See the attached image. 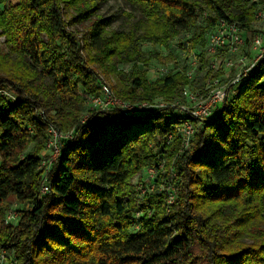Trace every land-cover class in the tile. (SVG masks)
<instances>
[{"label":"trees","instance_id":"trees-1","mask_svg":"<svg viewBox=\"0 0 264 264\" xmlns=\"http://www.w3.org/2000/svg\"><path fill=\"white\" fill-rule=\"evenodd\" d=\"M144 1L151 9L163 7L156 14L164 19L159 31L165 28L166 39L196 25L205 7L214 13L207 16L209 26L225 19L253 33L264 9L257 2L248 8L247 0ZM100 9V0H18L0 12L11 53L0 52V91L16 98L0 95V211L11 199L31 206L19 212L17 227L1 226L0 255L13 254L14 264H264V59L230 87L218 112L191 119L202 127L184 151L176 129L190 118L173 108L136 117L94 110L82 123L86 102L80 93L93 98L102 90L93 65L143 57L138 49L127 51L122 43L128 39L107 35L115 19ZM149 39L163 40L156 33ZM199 57L203 65L210 61ZM132 74L130 85L115 91L131 103L173 101L190 84L182 72L151 85L145 72ZM165 118L164 127H154ZM76 123L43 195L38 150L49 139L48 128ZM165 134L174 135L172 146L165 139L161 154L153 156L149 144ZM32 143L38 150L26 154ZM165 157L166 172L173 169L181 180L173 204L166 173L152 195L137 196L129 186L133 173L156 163L159 169ZM134 212L141 213L137 221Z\"/></svg>","mask_w":264,"mask_h":264},{"label":"rangeland","instance_id":"rangeland-1","mask_svg":"<svg viewBox=\"0 0 264 264\" xmlns=\"http://www.w3.org/2000/svg\"><path fill=\"white\" fill-rule=\"evenodd\" d=\"M133 7L129 6L128 3L124 0H100V14L109 18L113 17L115 20L111 27L107 29V35H118L123 38L128 39V42H123L122 44L125 45V48L127 51H130L129 53H134L136 49L140 51V53L143 54L142 60L140 61H131L130 63L123 62L119 60V57H113L111 61L108 62L107 66H99V65H93V67L98 72V79L100 80L99 86L102 87V90L99 91V95H102L103 86H107L111 92L115 94V91L122 90L123 88H126L130 85L133 74V70H139L140 72H145V76L147 79V82L149 85L154 84L162 80L168 75L176 74L182 72L186 75L187 66L189 63V60L192 56H205L206 57V41L208 38V35L212 32V29L214 26H209L207 22V16L209 14L214 15L211 9L208 7H205L203 11L202 17L199 18V22L191 26L185 31L178 32L176 34L168 35L169 39H166V30L165 28H161L159 31V27L164 25V19L162 16H159V14L156 12H161L162 6H156L155 8L151 9L147 6V3L144 0H130ZM18 0H6L4 4H0V12L3 11L4 8H10V5L17 4ZM257 2L259 5V8H264L262 4H260V0H247V7H252L253 3ZM148 9H151L149 11ZM254 29L256 32L253 33H246L244 36L246 38V43L244 47L242 48L243 53L242 55H236L232 56L231 59H233L234 62H236L235 67L228 69L223 64L221 67L217 70V72H213L210 69V63L211 59L209 58V63H205L203 65L202 61V69H198L196 71L194 77L189 79L190 84L184 88L180 96L178 98H175L173 101H168V99L164 97H155L153 98V102H165V103H172L176 101H182L185 100V92L191 91V92H203L207 86L212 84L213 78H226L225 75L230 72V76L235 77L236 74L240 72V68L236 67L239 66V60L242 57H247V65L251 61H253L257 53L252 50V43L256 36L258 35H264V23L258 20L255 16V19L252 23ZM85 27H78L77 29L81 31V33L84 31ZM164 32V33H163ZM152 33L161 34L162 39L161 41H152L149 39V36ZM81 36V34H80ZM165 38V39H164ZM43 40L47 41V38L44 36ZM0 52L6 53L11 55V53H8L7 44H6V36L2 33L0 30ZM244 55V56H243ZM15 57V56H14ZM10 57L11 60H14L16 62V69L19 68L18 64V57L16 56ZM221 62H224L223 60L226 59V56H223L221 58ZM148 64H146V63ZM108 66H114L115 70L119 69L121 72L113 71L111 72L108 69ZM165 68L167 70V74H159L158 69ZM246 69V67H243ZM155 69V72L154 70ZM152 70V71H151ZM209 70L208 76H210L209 79L205 78L207 71ZM248 75V74H247ZM246 75V76H247ZM243 78V77H242ZM225 82V81H223ZM264 83V78H263ZM209 84V85H208ZM239 84L238 82L236 85ZM12 92V91H11ZM116 95V94H115ZM80 96L85 100L86 104L84 107L81 108L83 112L82 119H85L90 111H94L93 102H91V96H89L86 93L81 92ZM118 97V96H117ZM119 99L123 100L122 98L118 97ZM126 102V101H125ZM131 103V102H129ZM171 108V107H168ZM175 109V108H173ZM174 114V113H173ZM179 113L176 112L175 115H178ZM168 119H163V121L154 122V127L162 126L167 122ZM86 121H82L84 123ZM77 123L73 127H68L67 130H62L57 127H49L47 131V136L50 137V131L51 129H55L59 134H61V138L59 137L58 140L60 141L61 146L66 145V142L68 138L70 137V134L74 132L76 129ZM195 128L198 130L202 127L201 123L194 122ZM66 129V128H65ZM165 135H157L152 143L149 144L148 149L151 150L150 152L153 154V156H159L161 154V145L163 146L164 141L166 139ZM49 140V139H48ZM48 140L45 143L44 147L38 150V146L35 143H32L27 148L26 154H30L32 152H35L38 150V154L41 158H49V156H54L53 150L49 149L47 144ZM169 146H172L171 144ZM52 149H54L52 147ZM181 151L182 147H181ZM182 153V152H181ZM158 161V159H157ZM156 161V162H157ZM155 162V163H156ZM160 173L161 174H167L170 178V184L172 183L173 187V194L174 199L176 196L177 186H180L181 180L178 178L176 172L171 169L170 173L166 172L169 166V161L165 157L164 160L160 161ZM157 164V163H156ZM156 164H150L145 167H142L139 171L133 173L132 177L129 181V186L131 189L136 193V195H140L142 193L141 189H147L145 193H150L152 195L157 188L156 182H152L150 178L146 175V172L149 169H155ZM42 176H43V172ZM166 177V176H165ZM164 177V178H165ZM163 178L162 183L165 182V179ZM43 179H42V185H43ZM42 185H41V194H42ZM143 185L146 186L143 188ZM163 186H161L159 189H161ZM171 192V190H170ZM47 195V194H46ZM31 209L30 204H22L19 203L15 199H11L8 204L4 207H2V210L0 211V228L2 225L5 226H12L8 223V216L11 212H19L21 210L28 211ZM135 224L131 223V226L129 228L130 233L135 232ZM14 227V226H12ZM12 264V263H11ZM14 264V262H13Z\"/></svg>","mask_w":264,"mask_h":264},{"label":"built area","instance_id":"built-area-1","mask_svg":"<svg viewBox=\"0 0 264 264\" xmlns=\"http://www.w3.org/2000/svg\"><path fill=\"white\" fill-rule=\"evenodd\" d=\"M256 18L264 23V9H261L257 12ZM246 33L240 28L238 23H230L225 19H220L217 24L212 29V32L208 35L206 41V54L211 59L210 69L213 72H217V70L221 67V65H225L226 68L231 69L235 67V63L233 61L232 56L242 55L244 47L246 43L245 35ZM252 50L257 53L256 58L247 65V57H242L239 60L240 72L236 74L235 77L232 78L230 76V72L225 75L226 78H213L212 84H208L203 90V92H185V100L176 101L172 103L165 102H142V103H129L122 101L119 99L111 90L105 85L103 86L102 95L99 97L91 98V102H93L94 110H98L99 112H111L117 111L122 113L125 116H140L144 114H148L151 112L159 111L161 109H165L168 107L175 108L179 113L178 116L188 117L190 119H186L183 121L182 125L176 129V133L178 132L179 139L181 141L182 150H186L189 148L194 135L196 133V128L191 119L194 120H203L207 119L214 115V113L219 111V107L222 103L225 102L228 96V90L230 87L237 82L242 77H245L247 74L253 72L260 62L264 59V35H258L254 38L252 43ZM226 56V59L221 62V58ZM244 56V55H243ZM201 66V59L197 56H192L189 60L186 75L188 78L194 77L196 71ZM243 67H246L243 68ZM155 72V69H153ZM152 71V70H151ZM159 74H167V70L165 68L158 69ZM223 80L225 82H223ZM0 95L7 100L14 102L16 100L15 95L10 90H2L0 91ZM89 117H86L84 121H87ZM85 123V122H84ZM50 137L48 140V148L53 150L54 156H49V158H42V164L40 167V171L43 172V185H42V194L46 195L50 192V187L47 183L48 175L54 165V163L58 160L62 152V146L58 138L62 137L55 129H51ZM74 137V132L70 134L67 142H71ZM174 135L170 134L166 138V144L170 145L174 142ZM52 147L54 149H52ZM160 168V167H159ZM160 169H149L146 172V175L150 178L152 182H155L158 179ZM146 186L143 185V188ZM143 195L147 189H141ZM163 190V187L161 188ZM170 197L169 204H173L174 195L173 187L170 186ZM141 216L140 212H134L135 220L137 221ZM20 221V215L17 212H11L8 216V223L14 227H17ZM15 261L13 254H9L7 252H3L0 255V264H11Z\"/></svg>","mask_w":264,"mask_h":264}]
</instances>
